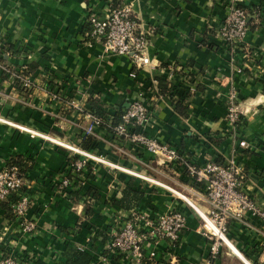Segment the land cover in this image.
Here are the masks:
<instances>
[{
    "label": "crops",
    "instance_id": "crops-1",
    "mask_svg": "<svg viewBox=\"0 0 264 264\" xmlns=\"http://www.w3.org/2000/svg\"><path fill=\"white\" fill-rule=\"evenodd\" d=\"M240 1L250 22L245 53L227 52L215 39L230 0H0V49L7 44L20 51L5 57V62L28 71L34 82L26 95L7 79L0 85L6 95L0 102V171L11 157L31 159L25 189L31 199L27 217L36 225L34 234L23 237L19 222L9 220L0 203V260L10 255L20 260L18 255H25L31 264H62L69 249L82 248L98 263L108 253L106 241L95 237L91 225L106 233L115 217L127 211L113 203L131 187L143 194L135 207L139 212L156 216L175 210L186 217L182 244L174 254L161 245V257L169 264H209L208 242L200 233L198 215L161 187L98 165L91 185H85L91 186L89 199L74 203L58 194V180L70 167L71 154L57 142L76 144L77 127L83 122L53 99L56 84L66 101L77 99L86 105L89 99H97L114 122L140 98L152 119L143 132L175 148L197 167L210 161L225 163L237 150L236 161L244 169L242 190L264 208V0ZM110 3L130 5L141 23L140 31L148 37L152 67L136 72V78L131 77L135 69L128 57H105L101 45L88 36L89 15L104 16ZM173 69L176 76L171 78ZM193 84L194 95L189 91ZM230 92L236 93L244 117L235 138L227 121ZM176 102L186 108V116ZM14 126L49 140L32 138ZM96 135L100 147L96 154L178 191L183 190L182 184L189 185L196 190L193 201L203 211L209 210L199 200L204 187L192 186L179 167H162L151 154L114 139L106 129H98ZM87 201L97 218L84 215ZM262 231L259 219L252 215L230 220L227 235L236 253L223 248L213 264H264Z\"/></svg>",
    "mask_w": 264,
    "mask_h": 264
},
{
    "label": "built area",
    "instance_id": "built-area-1",
    "mask_svg": "<svg viewBox=\"0 0 264 264\" xmlns=\"http://www.w3.org/2000/svg\"><path fill=\"white\" fill-rule=\"evenodd\" d=\"M111 4V3H110ZM90 33L88 36L93 42L99 43L105 57H128L132 62L135 72L131 77L136 78V72L146 67H152V61L148 55V37L140 31L141 23L135 17L133 9L125 3L111 4L109 11L100 17L91 13L88 18ZM250 30L249 12L240 0H230L227 8V16L215 35L227 52L242 50L245 53V39ZM8 53L6 57H10ZM22 70L9 66L7 62H0V74L4 75L9 82L18 83L24 91L23 95L30 92L34 87L31 76H23ZM176 76V70L171 72V78ZM5 82V81H4ZM3 85V83H0ZM56 90L51 91L55 101H61L82 118V124L78 125L79 137L96 138L98 129H106L111 137L120 139L131 144L133 147L141 148L155 157L162 167L172 170L179 167L188 177L189 183L201 185L204 192L199 200L206 202L210 208L203 211L197 206L193 197L196 195L189 185L182 184V191L154 182L144 175L136 174L133 171L123 169L109 162L104 155L96 154L95 151H86L76 144H63L57 142L62 148L70 152L72 158L68 170L61 175L57 184L59 195L70 198V192L79 181L80 187L87 183L88 167L103 165L110 170L123 171L130 175L139 177L144 181L170 192L175 198L185 202L192 208L201 220V235L208 242L209 264L216 262L223 248H229L236 253L228 238V222L230 220L242 221L247 215L259 219L264 237V208L246 195L243 190L244 169L236 161L237 150L225 163L208 162L203 167L193 165L179 151L168 144L160 143L149 137L143 130L152 122L149 110L145 103L139 98L130 104L118 117L119 122L110 121L105 123L102 119L90 112L86 105L79 100L66 101ZM189 91L194 95L197 91L196 85H191ZM6 99V95L0 89V102ZM227 121L229 129L235 138L239 134L244 117L241 105L237 101L235 92H230L227 100ZM22 133L29 134L32 138H49L32 131L26 127L14 126ZM27 181L20 174L17 167L4 166L0 171V203L9 200L13 196L18 197V202L13 205V213L20 224V233L23 237L35 233L36 225L27 217L28 208L31 203L27 194ZM197 196V195H196ZM90 206L87 201L85 208ZM106 231L107 255L102 257L98 263L93 264H143L149 260L158 264L161 256L159 247L164 245L174 254L182 244L183 233L187 230L186 217L175 210L161 213L156 216L139 212L137 209L126 211L115 217V221ZM94 236V234H91ZM264 249V243H263ZM79 251H83L82 248ZM19 260L14 256H3L0 264H31V258L25 255H18Z\"/></svg>",
    "mask_w": 264,
    "mask_h": 264
},
{
    "label": "trees",
    "instance_id": "trees-1",
    "mask_svg": "<svg viewBox=\"0 0 264 264\" xmlns=\"http://www.w3.org/2000/svg\"><path fill=\"white\" fill-rule=\"evenodd\" d=\"M89 31H91V29L89 28ZM15 46H10L7 44H4L1 49H0V62H4L5 61V57L8 53H11L12 56H16L17 54H20V51H17L15 49ZM23 76L27 77L30 76L31 74H29L28 71H23L21 73ZM6 80V77L2 74H0V83H3ZM163 84V81H160ZM19 87V90L21 92L24 91V89L21 88V86L16 83ZM15 85V84H14ZM16 86V85H15ZM17 87V86H16ZM165 88L167 89V92L170 91L171 89V84H166ZM175 105H177L178 109H181L182 115L186 116L187 112H186V108L184 106L181 105V103H175ZM99 103L97 101V99L95 98H91L87 101L86 104V108L94 113L97 117H99L100 119H102L105 123H109L110 122V117L102 112V110L99 107ZM116 123L119 122V119L117 118V121H115ZM79 143L78 146L86 151H96V149H99V143L96 140V138L94 137H89V138H80L78 137ZM77 158H72L71 157V162L76 160ZM7 166L9 167H17L18 170L20 171V174L25 178V180L27 181L26 175L28 170H30L32 168V163H31V159L25 156H15V157H11L9 160H7ZM92 164L89 165L88 170H89V174H87V182L90 184L91 180L94 179L95 175L93 172V168H92ZM87 183V184H88ZM75 187L72 189V191L69 193L70 194V200L74 203H76L77 201H79L80 199L83 198H90L88 196V193L90 192V188L89 187H80V183L79 181H76L75 183ZM91 185V184H90ZM97 196H95L96 198ZM93 198V197H92ZM143 200V194L139 193L135 190H133L131 187H127L125 188V190L121 193V199L118 201H115L113 204H115L117 207L123 209V210H127V211H132V210H136L135 207L139 206V203ZM18 202V197L17 196H13L11 197L9 200L2 202L3 203V208L6 211V216L9 220L14 221L16 219L14 213H13V205L16 204ZM134 208V209H133ZM84 215L87 216L89 219L94 216V218L97 216H95V212L93 209V206H88L85 209ZM101 221V218L98 217V222ZM97 225V224H96ZM95 224H92L91 227H93L92 232L95 234V237H99L101 236V238H103L104 241H106L107 239V233H105L104 231L100 230L98 228V226H96ZM107 232L110 231L109 229L106 230ZM94 258L90 255V253L87 252H83V251H79L76 249H69L66 254H65V258H64V262L62 264H93ZM143 264H153V262L146 260L144 261ZM158 264H169V261L166 259L165 256H162L158 262Z\"/></svg>",
    "mask_w": 264,
    "mask_h": 264
}]
</instances>
